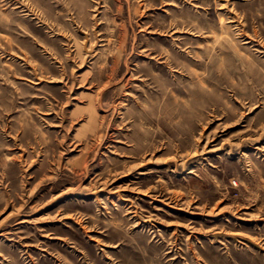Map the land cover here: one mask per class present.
<instances>
[{"label":"rangeland","instance_id":"obj_1","mask_svg":"<svg viewBox=\"0 0 264 264\" xmlns=\"http://www.w3.org/2000/svg\"><path fill=\"white\" fill-rule=\"evenodd\" d=\"M0 264H264V0H0Z\"/></svg>","mask_w":264,"mask_h":264},{"label":"bare ground","instance_id":"obj_2","mask_svg":"<svg viewBox=\"0 0 264 264\" xmlns=\"http://www.w3.org/2000/svg\"><path fill=\"white\" fill-rule=\"evenodd\" d=\"M118 109V108H117Z\"/></svg>","mask_w":264,"mask_h":264}]
</instances>
